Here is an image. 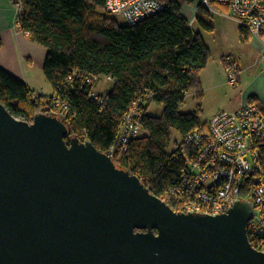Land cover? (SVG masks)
Here are the masks:
<instances>
[{"label": "trees", "instance_id": "1", "mask_svg": "<svg viewBox=\"0 0 264 264\" xmlns=\"http://www.w3.org/2000/svg\"><path fill=\"white\" fill-rule=\"evenodd\" d=\"M15 4L19 29L46 49L42 73L52 92L33 96V90L0 66V102L28 122L35 112L62 113L71 133L100 150H111L118 164L162 198L187 170L186 157L193 148L184 145L185 135L205 128L210 118H199V73L209 49L200 33L190 28L176 0H168L162 9L132 25L112 16L104 0H15ZM209 17L205 5H198L196 20L206 31L213 29ZM239 29L244 34L245 29ZM101 79L105 87L96 88ZM191 92L195 109L180 111ZM150 103L162 104L161 112L149 113ZM258 111L264 115V107ZM129 122L138 130L122 142ZM173 129L181 137L169 148ZM254 176L255 172L244 176L243 186L252 188ZM171 200L167 203L172 206Z\"/></svg>", "mask_w": 264, "mask_h": 264}, {"label": "water", "instance_id": "2", "mask_svg": "<svg viewBox=\"0 0 264 264\" xmlns=\"http://www.w3.org/2000/svg\"><path fill=\"white\" fill-rule=\"evenodd\" d=\"M254 213L175 211L62 113L28 122L0 102V264H264Z\"/></svg>", "mask_w": 264, "mask_h": 264}, {"label": "built area", "instance_id": "3", "mask_svg": "<svg viewBox=\"0 0 264 264\" xmlns=\"http://www.w3.org/2000/svg\"><path fill=\"white\" fill-rule=\"evenodd\" d=\"M210 1L200 0L205 7L211 5ZM216 1L226 3L232 19L264 45V0ZM104 6L112 16L130 23L163 8L158 0H104ZM261 55L264 58V46ZM224 67L229 82L234 83L236 67L231 57L226 56ZM258 107L250 102L233 111H217L205 128L188 132L184 145L191 146L193 153L187 154V170L160 198L167 203L172 197L173 205L168 204L175 211L207 214H221L238 199L252 201L255 213L247 221L246 233L254 249L264 251V115ZM137 130L136 124L129 122L122 142ZM253 172L255 182L248 189L243 186L244 176ZM244 192L246 197L241 196Z\"/></svg>", "mask_w": 264, "mask_h": 264}, {"label": "crops", "instance_id": "4", "mask_svg": "<svg viewBox=\"0 0 264 264\" xmlns=\"http://www.w3.org/2000/svg\"><path fill=\"white\" fill-rule=\"evenodd\" d=\"M176 1L190 28L200 33L209 49V59L199 73L202 92L199 118L205 121L218 110H236L250 103V99L264 107V58L261 55L264 45L260 38L245 30L240 34V25L232 19L226 3H220L224 8L214 2L206 7L213 29L203 33L204 29L196 20L199 0ZM16 15L15 0H0V66L22 80L35 94L50 95V86L41 93L28 83L31 66L42 71L46 49L19 29ZM226 56L231 57L236 67L234 83L229 82L228 70L224 67Z\"/></svg>", "mask_w": 264, "mask_h": 264}, {"label": "rangeland", "instance_id": "5", "mask_svg": "<svg viewBox=\"0 0 264 264\" xmlns=\"http://www.w3.org/2000/svg\"><path fill=\"white\" fill-rule=\"evenodd\" d=\"M212 1H214V0H212ZM212 1H210V2H212ZM158 2L160 4H162L163 6L165 5V3H162L160 0H158ZM199 2H200V0H199ZM214 2H217V1L215 0ZM219 3H221V2H219ZM178 4L180 6V3H178ZM199 5H201V2H200ZM149 15H151V14H149ZM116 16H117V18H119L118 15H116ZM146 16H148V15H146ZM144 18H146V17H144ZM144 18H142V19H144ZM210 18L211 17H209V19ZM142 19H140V20H142ZM124 21L125 20L123 19V22L122 23H126L127 22V21L126 22H124ZM136 21H139V20H136ZM134 23L127 22L126 24L132 25ZM245 31L249 33L248 30L245 29ZM202 32L204 33L205 32V29ZM207 32L208 31H206L205 33H207ZM213 38L214 37H212L211 41L213 40ZM31 68H32L31 69L32 74H31V76L29 75V80H28V83H29L30 87H34L38 92L44 93L43 91H45L46 88H49L48 82L44 79L43 73H42V71H41L40 68H37V67H34V66H31ZM97 84H98V88L102 89L103 87H105V84L106 83H105V81L103 79H101V80H98ZM41 87H43V88H41ZM33 96H37V95L35 94ZM34 100H33V102H35V103L38 102V103H40L41 106H43V102H41V100H36V99H34ZM196 103L197 102H196L195 95H193L192 93H188V94H186L185 99L183 101V104L180 107V111H182V112H184V111H192V110L195 109ZM150 104L151 105L149 107V113L151 112V113H154V114H159L161 112V110H162V104L161 105L160 104H157V103H150ZM31 106H34V105L33 104H30V107ZM215 113H217V112H215ZM200 119L203 120L202 118H200ZM170 137H171V144L169 145V148H172L173 147V141L174 140L179 141L181 136L179 135V133L176 130L173 129L172 132H171Z\"/></svg>", "mask_w": 264, "mask_h": 264}]
</instances>
